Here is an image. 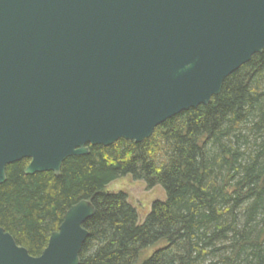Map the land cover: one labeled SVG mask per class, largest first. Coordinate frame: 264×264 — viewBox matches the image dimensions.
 Wrapping results in <instances>:
<instances>
[{
	"label": "water",
	"instance_id": "water-1",
	"mask_svg": "<svg viewBox=\"0 0 264 264\" xmlns=\"http://www.w3.org/2000/svg\"><path fill=\"white\" fill-rule=\"evenodd\" d=\"M264 52V0H0V184L90 146L141 143ZM83 199L39 256L0 227V264H81Z\"/></svg>",
	"mask_w": 264,
	"mask_h": 264
},
{
	"label": "trees",
	"instance_id": "trees-1",
	"mask_svg": "<svg viewBox=\"0 0 264 264\" xmlns=\"http://www.w3.org/2000/svg\"><path fill=\"white\" fill-rule=\"evenodd\" d=\"M29 162L7 167L0 227L31 255L87 199L96 214L84 225L81 264H264V52L209 104L168 119L141 143L90 146L66 159L59 177L27 175ZM127 175L166 191L143 222L125 192L107 189Z\"/></svg>",
	"mask_w": 264,
	"mask_h": 264
},
{
	"label": "rangeland",
	"instance_id": "rangeland-1",
	"mask_svg": "<svg viewBox=\"0 0 264 264\" xmlns=\"http://www.w3.org/2000/svg\"><path fill=\"white\" fill-rule=\"evenodd\" d=\"M107 189L110 192L123 191L128 195V201L136 208L140 222H143L151 210L152 203L166 199V191L161 185L149 187L144 180H136L131 175H127L111 182ZM155 247L148 249L151 254Z\"/></svg>",
	"mask_w": 264,
	"mask_h": 264
}]
</instances>
